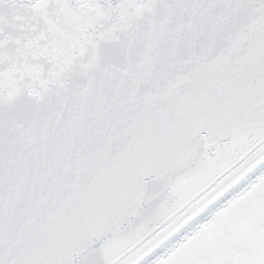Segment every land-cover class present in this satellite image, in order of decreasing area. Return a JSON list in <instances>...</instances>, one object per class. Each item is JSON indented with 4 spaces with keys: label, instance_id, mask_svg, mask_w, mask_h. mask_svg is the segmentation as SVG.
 Listing matches in <instances>:
<instances>
[{
    "label": "snow or ice",
    "instance_id": "1",
    "mask_svg": "<svg viewBox=\"0 0 264 264\" xmlns=\"http://www.w3.org/2000/svg\"><path fill=\"white\" fill-rule=\"evenodd\" d=\"M0 264H264V0H0Z\"/></svg>",
    "mask_w": 264,
    "mask_h": 264
}]
</instances>
